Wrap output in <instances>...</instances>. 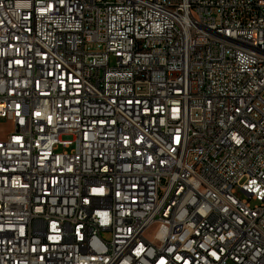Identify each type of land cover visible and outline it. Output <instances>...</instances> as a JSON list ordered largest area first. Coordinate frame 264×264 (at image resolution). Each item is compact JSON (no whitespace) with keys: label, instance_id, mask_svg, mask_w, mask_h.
<instances>
[{"label":"built area","instance_id":"obj_1","mask_svg":"<svg viewBox=\"0 0 264 264\" xmlns=\"http://www.w3.org/2000/svg\"><path fill=\"white\" fill-rule=\"evenodd\" d=\"M1 119L0 264H264V0H0Z\"/></svg>","mask_w":264,"mask_h":264},{"label":"rangeland","instance_id":"obj_2","mask_svg":"<svg viewBox=\"0 0 264 264\" xmlns=\"http://www.w3.org/2000/svg\"><path fill=\"white\" fill-rule=\"evenodd\" d=\"M12 127H13L12 122L6 119H1L0 120V138L6 136L10 132ZM151 235H152V230L146 233L147 237H151Z\"/></svg>","mask_w":264,"mask_h":264},{"label":"bare ground","instance_id":"obj_3","mask_svg":"<svg viewBox=\"0 0 264 264\" xmlns=\"http://www.w3.org/2000/svg\"><path fill=\"white\" fill-rule=\"evenodd\" d=\"M85 253H92V245H85Z\"/></svg>","mask_w":264,"mask_h":264}]
</instances>
